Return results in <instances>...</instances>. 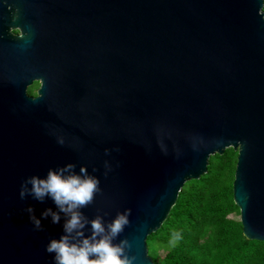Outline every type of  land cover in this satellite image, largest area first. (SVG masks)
Masks as SVG:
<instances>
[{
	"label": "water",
	"instance_id": "obj_1",
	"mask_svg": "<svg viewBox=\"0 0 264 264\" xmlns=\"http://www.w3.org/2000/svg\"><path fill=\"white\" fill-rule=\"evenodd\" d=\"M229 147L264 241L262 0H0V264H154Z\"/></svg>",
	"mask_w": 264,
	"mask_h": 264
},
{
	"label": "trees",
	"instance_id": "obj_2",
	"mask_svg": "<svg viewBox=\"0 0 264 264\" xmlns=\"http://www.w3.org/2000/svg\"><path fill=\"white\" fill-rule=\"evenodd\" d=\"M237 154L229 147L211 155L206 172L182 186L167 218L147 237L154 264H264V241L247 239L240 220L230 217L239 214L232 193Z\"/></svg>",
	"mask_w": 264,
	"mask_h": 264
},
{
	"label": "flooded vegetation",
	"instance_id": "obj_3",
	"mask_svg": "<svg viewBox=\"0 0 264 264\" xmlns=\"http://www.w3.org/2000/svg\"><path fill=\"white\" fill-rule=\"evenodd\" d=\"M14 33H18V30H15ZM39 85H40L39 81H34L33 84L30 86L33 88V93L31 94L28 93V94L31 96H35L37 94V89L39 88Z\"/></svg>",
	"mask_w": 264,
	"mask_h": 264
},
{
	"label": "rangeland",
	"instance_id": "obj_4",
	"mask_svg": "<svg viewBox=\"0 0 264 264\" xmlns=\"http://www.w3.org/2000/svg\"><path fill=\"white\" fill-rule=\"evenodd\" d=\"M230 217H232L234 219H240V214H232V215H230ZM159 254L162 255L163 250H159Z\"/></svg>",
	"mask_w": 264,
	"mask_h": 264
}]
</instances>
